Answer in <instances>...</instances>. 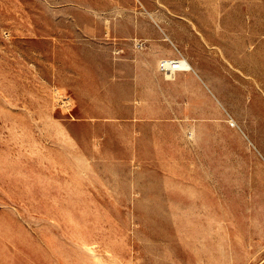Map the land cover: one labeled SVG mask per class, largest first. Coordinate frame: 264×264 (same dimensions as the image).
Listing matches in <instances>:
<instances>
[{
  "label": "rangeland",
  "instance_id": "1",
  "mask_svg": "<svg viewBox=\"0 0 264 264\" xmlns=\"http://www.w3.org/2000/svg\"><path fill=\"white\" fill-rule=\"evenodd\" d=\"M0 264H264V0H0Z\"/></svg>",
  "mask_w": 264,
  "mask_h": 264
},
{
  "label": "built area",
  "instance_id": "2",
  "mask_svg": "<svg viewBox=\"0 0 264 264\" xmlns=\"http://www.w3.org/2000/svg\"><path fill=\"white\" fill-rule=\"evenodd\" d=\"M160 69L166 73H177L182 71H188L184 64L182 63V59H167L162 60L160 62Z\"/></svg>",
  "mask_w": 264,
  "mask_h": 264
},
{
  "label": "crops",
  "instance_id": "3",
  "mask_svg": "<svg viewBox=\"0 0 264 264\" xmlns=\"http://www.w3.org/2000/svg\"><path fill=\"white\" fill-rule=\"evenodd\" d=\"M191 70H194V68L193 69H191ZM188 75H190L189 73H182V72H180V73H178V75H177V79H179L181 82H182V77H187ZM168 76V78L170 79V78H174V76L172 75L171 77L169 76V75H167ZM190 77H193V76H190ZM232 117V116H231ZM233 118V117H232ZM224 122L225 123H228L227 122V120H224ZM230 127H232V128H234L235 126H231L230 125ZM238 127H239V125H238Z\"/></svg>",
  "mask_w": 264,
  "mask_h": 264
},
{
  "label": "bare ground",
  "instance_id": "4",
  "mask_svg": "<svg viewBox=\"0 0 264 264\" xmlns=\"http://www.w3.org/2000/svg\"><path fill=\"white\" fill-rule=\"evenodd\" d=\"M182 63L184 64V66H185V68L187 69V70H191V69H193V66H192V64L187 60V59H185V58H183L182 59ZM168 75L171 77L172 76V74H169L168 73ZM231 121V120H230ZM235 123V122H234ZM230 124H233V123H230ZM238 126V125H237Z\"/></svg>",
  "mask_w": 264,
  "mask_h": 264
}]
</instances>
